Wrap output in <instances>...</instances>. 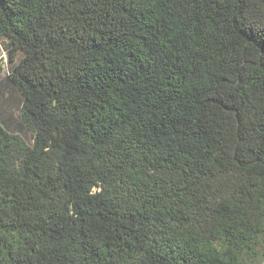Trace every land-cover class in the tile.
<instances>
[{
  "label": "trees",
  "instance_id": "1",
  "mask_svg": "<svg viewBox=\"0 0 264 264\" xmlns=\"http://www.w3.org/2000/svg\"><path fill=\"white\" fill-rule=\"evenodd\" d=\"M0 38V264H264V0H0Z\"/></svg>",
  "mask_w": 264,
  "mask_h": 264
},
{
  "label": "rangeland",
  "instance_id": "2",
  "mask_svg": "<svg viewBox=\"0 0 264 264\" xmlns=\"http://www.w3.org/2000/svg\"><path fill=\"white\" fill-rule=\"evenodd\" d=\"M0 64L2 67L5 68L3 75L5 76V74L8 71V67H9V55L5 49V45L3 43V40L0 38ZM11 92L8 93V95L10 96ZM14 99L16 100V98L14 97ZM16 102V101H15Z\"/></svg>",
  "mask_w": 264,
  "mask_h": 264
}]
</instances>
